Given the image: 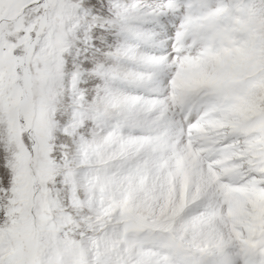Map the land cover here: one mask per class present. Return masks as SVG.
Listing matches in <instances>:
<instances>
[{"label":"snow or ice","instance_id":"6c2138e0","mask_svg":"<svg viewBox=\"0 0 264 264\" xmlns=\"http://www.w3.org/2000/svg\"><path fill=\"white\" fill-rule=\"evenodd\" d=\"M0 264H264V0H0Z\"/></svg>","mask_w":264,"mask_h":264}]
</instances>
